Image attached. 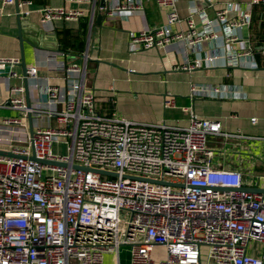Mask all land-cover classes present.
I'll list each match as a JSON object with an SVG mask.
<instances>
[{
	"label": "built area",
	"instance_id": "built-area-1",
	"mask_svg": "<svg viewBox=\"0 0 264 264\" xmlns=\"http://www.w3.org/2000/svg\"><path fill=\"white\" fill-rule=\"evenodd\" d=\"M156 2L166 10V22L131 32L132 49L222 37L228 65L255 63L253 47L238 30L250 23L253 5L264 0H249L245 8L230 1L216 9L215 19L198 9L207 31L203 36L196 31L193 14L181 17L177 0ZM29 3L18 0L19 6ZM143 6L142 0H112L106 10L119 14ZM230 11L236 15L229 16ZM81 14L63 7L39 10L43 24ZM182 20L187 29H174ZM220 55L215 49L207 59ZM84 58L87 63L88 50ZM2 63L17 64L19 59L0 57ZM58 69L66 74L67 86L64 91L48 84L44 105L28 106L23 85L9 88L8 104L17 113L0 121V149L13 154H0V264H122L124 251L127 264H203L204 251L212 264H264V193L242 189L239 170L215 167L208 146L212 136L238 133L193 110L187 125L103 116L94 92L85 89L86 64ZM37 75V65L29 66L28 77ZM219 91L217 85L192 86L198 95ZM37 118H53L55 125H36ZM55 144L65 151L56 150ZM122 210L130 216L120 240Z\"/></svg>",
	"mask_w": 264,
	"mask_h": 264
},
{
	"label": "crops",
	"instance_id": "crops-1",
	"mask_svg": "<svg viewBox=\"0 0 264 264\" xmlns=\"http://www.w3.org/2000/svg\"><path fill=\"white\" fill-rule=\"evenodd\" d=\"M142 1L144 6L139 11L109 14L106 7L112 0H31L29 4L18 5L19 25L16 2L4 4L0 0V57L19 59L17 64H0V121L17 113L8 104L10 86L23 85L27 97L21 30L26 65L38 67L37 77H28L31 105L46 104L44 90L48 84L65 91L66 74L58 69L59 65L78 64L83 68L86 64L85 89L94 92L96 109L101 115L180 125L189 124L190 110L200 117L217 118L223 130L239 135L208 139V146L213 149V165L239 170L244 186L264 189V3L253 5L250 23L238 30L241 39L253 47L255 63L231 66L223 53L222 37L204 36L193 45L177 41L163 49H132L131 32L166 22V10L156 0ZM230 1L245 8L249 0H177V4L182 18L193 14L196 31L203 36L207 31L196 11L206 9L209 17L215 19L216 9ZM45 6L79 10L82 14L76 19L43 24L39 10ZM235 15L229 12V16ZM219 26L215 21L214 29L219 30ZM174 29L185 31L187 24L182 20ZM215 49L221 55L208 60ZM195 63L198 65L191 69L184 67ZM215 85L219 94L192 92V86ZM166 100L171 104L165 105ZM46 122L55 125L53 118L34 120L36 125ZM160 252L163 254V250ZM204 252L203 264H212ZM124 254L122 264H127V251Z\"/></svg>",
	"mask_w": 264,
	"mask_h": 264
},
{
	"label": "water",
	"instance_id": "water-1",
	"mask_svg": "<svg viewBox=\"0 0 264 264\" xmlns=\"http://www.w3.org/2000/svg\"><path fill=\"white\" fill-rule=\"evenodd\" d=\"M16 4H17V13H18L17 16H18V19H19V25H21V14H20V8L18 6V0H16ZM19 39H20V44H21V49H22L23 74L25 76V88H26V92H27L26 102H27V105L30 106L31 103H30V99H29V95H28V67L26 65L25 57H24V39L22 37L21 30H20V33H19ZM28 118H29L30 134H31V136H33V132H34L33 115L29 114ZM0 154L1 155L13 156V154L11 152L6 151L4 149H0ZM44 162L45 163H51L50 161H47V160H44ZM56 164L64 165L63 162H56ZM109 174L110 175H115V173H113V172H109ZM242 189L248 190V191H256V192L264 193V189L257 188V187H246V186H243Z\"/></svg>",
	"mask_w": 264,
	"mask_h": 264
},
{
	"label": "rangeland",
	"instance_id": "rangeland-1",
	"mask_svg": "<svg viewBox=\"0 0 264 264\" xmlns=\"http://www.w3.org/2000/svg\"><path fill=\"white\" fill-rule=\"evenodd\" d=\"M54 148L60 152H64L65 150L61 147L60 144H55ZM129 212L126 210H122L119 213L120 222H119V239L123 240L126 234L127 226H128V219H129Z\"/></svg>",
	"mask_w": 264,
	"mask_h": 264
},
{
	"label": "trees",
	"instance_id": "trees-1",
	"mask_svg": "<svg viewBox=\"0 0 264 264\" xmlns=\"http://www.w3.org/2000/svg\"><path fill=\"white\" fill-rule=\"evenodd\" d=\"M31 1V0H30Z\"/></svg>",
	"mask_w": 264,
	"mask_h": 264
}]
</instances>
